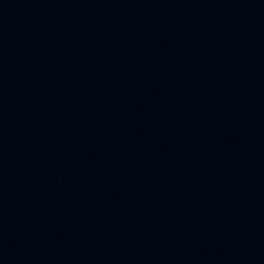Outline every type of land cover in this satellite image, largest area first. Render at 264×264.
I'll return each instance as SVG.
<instances>
[{
    "label": "water",
    "instance_id": "95a60500",
    "mask_svg": "<svg viewBox=\"0 0 264 264\" xmlns=\"http://www.w3.org/2000/svg\"><path fill=\"white\" fill-rule=\"evenodd\" d=\"M0 264H264V0H0Z\"/></svg>",
    "mask_w": 264,
    "mask_h": 264
}]
</instances>
